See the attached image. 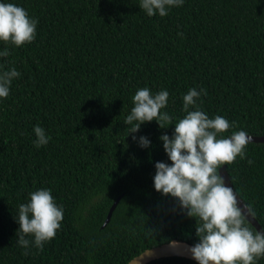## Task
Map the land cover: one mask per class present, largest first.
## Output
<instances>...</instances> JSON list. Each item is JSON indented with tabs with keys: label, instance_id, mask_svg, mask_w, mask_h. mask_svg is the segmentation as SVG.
I'll return each mask as SVG.
<instances>
[{
	"label": "trees",
	"instance_id": "trees-1",
	"mask_svg": "<svg viewBox=\"0 0 264 264\" xmlns=\"http://www.w3.org/2000/svg\"><path fill=\"white\" fill-rule=\"evenodd\" d=\"M13 2L38 23L29 43L0 41L9 48L0 70L21 73L0 98V264H125L171 239L197 242L196 218L153 186L155 162L171 163L159 136L171 137L175 125L153 119L128 133L123 121L138 88L167 89L161 111L174 123L185 114L182 95L196 87L206 89L198 104L209 117L235 121L221 135H264V0H185L163 17L147 16L139 0ZM34 125L51 136L39 148ZM133 135L151 144L140 147ZM225 165L264 228V142ZM42 187L63 205V219L55 237L25 255L14 216ZM145 264L198 262L163 256Z\"/></svg>",
	"mask_w": 264,
	"mask_h": 264
},
{
	"label": "clouds",
	"instance_id": "clouds-1",
	"mask_svg": "<svg viewBox=\"0 0 264 264\" xmlns=\"http://www.w3.org/2000/svg\"><path fill=\"white\" fill-rule=\"evenodd\" d=\"M185 0H139V7L147 16H166L173 7ZM37 18L30 16L23 6L13 0H0V41L20 46L35 39ZM9 56V48L0 49V57ZM3 69V65H0ZM21 73L10 67L0 70V98L9 95L13 79ZM206 89L192 87L182 95L181 111L185 113L174 123L173 117L161 111L168 104L169 92L160 89L153 92L149 87L138 88L132 96L133 106L124 118L131 125L128 133H136L142 122L155 119L174 124L171 137L162 133L159 139L168 160L156 161L152 177L154 189L161 194L178 198L186 214L196 218L197 242L188 251L198 264H258L264 257V228L249 226L237 195L220 173L225 163L237 156L244 159L246 146L251 137L244 129L221 135L235 126L225 116L209 117L198 104ZM35 147L46 145L51 136L40 125L32 129ZM132 140L147 148L151 141L145 135H133ZM252 163L251 160L248 161ZM28 199L18 205L14 219L18 224L16 242L23 254L32 247L42 249L55 237L63 219L64 207L57 204L51 189L37 188L28 193ZM249 214L254 215L249 207ZM31 236V240L28 238Z\"/></svg>",
	"mask_w": 264,
	"mask_h": 264
},
{
	"label": "water",
	"instance_id": "water-1",
	"mask_svg": "<svg viewBox=\"0 0 264 264\" xmlns=\"http://www.w3.org/2000/svg\"><path fill=\"white\" fill-rule=\"evenodd\" d=\"M248 134V133H247ZM251 137L250 142H264V135H254V134H248ZM220 173L224 177L225 182L231 186L233 191L238 197V200L240 201L241 206L243 207L244 213L247 217L248 222L255 228L259 229L261 228V225L257 222V220L254 218L253 215L249 214V209L247 205L242 201L238 193L233 188L230 177L228 174V171L226 169V165L224 164L220 168ZM118 197L113 201L111 206L109 207V210L107 212V215L102 223V226H104L112 213V210L114 209L115 205L117 204ZM193 245L192 243L185 241V240H179V239H171L167 242H163L160 244H157L152 247L145 248L138 254L134 255L132 258H130L125 264H145L149 262L150 260H153L155 258L163 257V256H183L186 258H190L195 260L191 253L188 251L189 246ZM211 264V262H210Z\"/></svg>",
	"mask_w": 264,
	"mask_h": 264
}]
</instances>
